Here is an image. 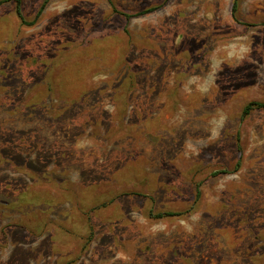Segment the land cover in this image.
<instances>
[{"label": "rangeland", "instance_id": "rangeland-1", "mask_svg": "<svg viewBox=\"0 0 264 264\" xmlns=\"http://www.w3.org/2000/svg\"><path fill=\"white\" fill-rule=\"evenodd\" d=\"M20 1L0 264H264V0Z\"/></svg>", "mask_w": 264, "mask_h": 264}, {"label": "trees", "instance_id": "trees-1", "mask_svg": "<svg viewBox=\"0 0 264 264\" xmlns=\"http://www.w3.org/2000/svg\"><path fill=\"white\" fill-rule=\"evenodd\" d=\"M14 2L16 4V10H17V14L19 16V19L21 20V22L25 25H29V26H32L34 25L37 20L40 18L41 14L43 13V11L45 10V7L47 5V1L42 5L41 9L39 10L36 18H35V21L33 23H30V24H27L22 13H21V1L20 0H4V1H1L0 2V7L9 3V2ZM239 1L240 0H235L234 1V4H233V7H232V14L233 16L235 17L236 13L238 12V6H239ZM152 12V10H149V11H146V12H143V13H139L137 15H134V16H141V15H144V14H148ZM125 17L127 18V20H131L133 18V16L131 15H125ZM264 109V103H261V102H255V103H251L249 104L248 106H246L244 108V111H243V117H248L251 115V113L254 111V110H262ZM196 194H197V198H199L201 196V192H200V187L197 186V189H196ZM159 217H163L164 215H158Z\"/></svg>", "mask_w": 264, "mask_h": 264}]
</instances>
